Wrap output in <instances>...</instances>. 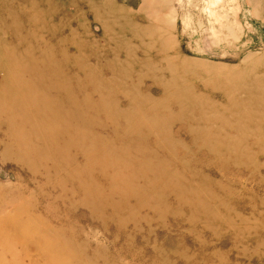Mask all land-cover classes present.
Returning <instances> with one entry per match:
<instances>
[{
    "label": "rangeland",
    "instance_id": "1",
    "mask_svg": "<svg viewBox=\"0 0 264 264\" xmlns=\"http://www.w3.org/2000/svg\"><path fill=\"white\" fill-rule=\"evenodd\" d=\"M0 264H264V0H0Z\"/></svg>",
    "mask_w": 264,
    "mask_h": 264
},
{
    "label": "bare ground",
    "instance_id": "2",
    "mask_svg": "<svg viewBox=\"0 0 264 264\" xmlns=\"http://www.w3.org/2000/svg\"><path fill=\"white\" fill-rule=\"evenodd\" d=\"M112 21V20H111ZM163 86V85H162ZM241 150V149H240ZM242 153V152H241Z\"/></svg>",
    "mask_w": 264,
    "mask_h": 264
}]
</instances>
